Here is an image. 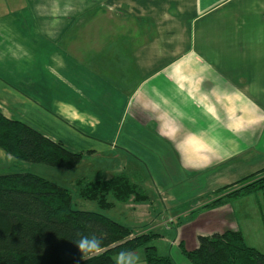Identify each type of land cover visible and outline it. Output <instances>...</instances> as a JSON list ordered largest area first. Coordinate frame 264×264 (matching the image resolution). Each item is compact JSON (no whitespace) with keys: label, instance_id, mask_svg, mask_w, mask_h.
Listing matches in <instances>:
<instances>
[{"label":"crops","instance_id":"obj_1","mask_svg":"<svg viewBox=\"0 0 264 264\" xmlns=\"http://www.w3.org/2000/svg\"><path fill=\"white\" fill-rule=\"evenodd\" d=\"M0 111L128 173L148 200L126 206L164 198L162 158L229 191L264 168V0H0ZM263 209L240 230L261 252Z\"/></svg>","mask_w":264,"mask_h":264},{"label":"trees","instance_id":"obj_2","mask_svg":"<svg viewBox=\"0 0 264 264\" xmlns=\"http://www.w3.org/2000/svg\"><path fill=\"white\" fill-rule=\"evenodd\" d=\"M0 148L16 161L64 169L74 167L84 156V152L72 151L60 140L51 139L24 121L7 118L1 111ZM235 184L203 207L261 192L264 208V168ZM74 185L78 197L94 201L100 209H110L117 202L148 200L144 189L126 172L107 179L81 176ZM230 187L223 186L215 193ZM77 232L101 238L103 254L80 260L72 241L79 238ZM157 236L152 230L133 232L101 212L74 208L68 188L38 174L21 169L0 172V264H115L117 253L140 248L146 264H175L151 243ZM178 246L191 264H264V252L247 245L240 230L199 235L193 249L186 248L183 241Z\"/></svg>","mask_w":264,"mask_h":264},{"label":"rangeland","instance_id":"obj_3","mask_svg":"<svg viewBox=\"0 0 264 264\" xmlns=\"http://www.w3.org/2000/svg\"><path fill=\"white\" fill-rule=\"evenodd\" d=\"M159 161L149 162V172L158 188L166 189L164 191L166 194L161 198L154 192V188H148L153 195V208L150 206L144 209L126 206L124 202H117L110 209H100L94 201L78 197L74 185L76 178L81 176L95 178L97 169L102 177H108L114 171V168L106 163L99 165L97 158L83 156L79 163L70 169L14 160L10 170L29 171L68 188L72 195V206L76 209L101 212L119 223L133 227V232L143 230L157 232L158 236L151 243L160 254L169 255L175 264H191L179 249L180 241L184 242L186 248L193 249L198 245L199 235H210L226 229H239L248 234L249 229L263 226L260 214L263 209L261 192L231 197L220 205L203 207L205 203L228 191L213 192L211 183L207 181L205 175L190 176L185 181L180 180V176L176 178L169 176V180L166 176L168 168L165 160L162 158ZM170 195L172 198L167 197ZM145 210L150 214H143ZM141 216H144V219H141ZM132 252L140 256L141 264H146L141 248Z\"/></svg>","mask_w":264,"mask_h":264},{"label":"clouds","instance_id":"obj_4","mask_svg":"<svg viewBox=\"0 0 264 264\" xmlns=\"http://www.w3.org/2000/svg\"><path fill=\"white\" fill-rule=\"evenodd\" d=\"M78 239L72 240L80 253V260L87 261L100 256L104 252L102 239L96 235L83 236L79 232L76 233ZM115 264H141V258L138 254L130 250H122L114 257Z\"/></svg>","mask_w":264,"mask_h":264}]
</instances>
